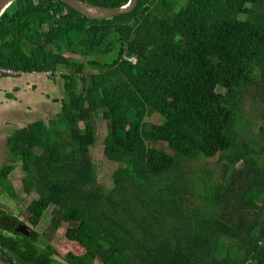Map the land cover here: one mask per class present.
Here are the masks:
<instances>
[{
	"label": "trees",
	"instance_id": "obj_1",
	"mask_svg": "<svg viewBox=\"0 0 264 264\" xmlns=\"http://www.w3.org/2000/svg\"><path fill=\"white\" fill-rule=\"evenodd\" d=\"M0 67L64 85L54 117L7 140L0 194L16 197L19 162L23 190H41L30 213L50 210L45 233L28 239L0 208L10 260L60 264L49 242L68 226L86 250L80 264H264V0H138L105 20L60 0H16L0 16ZM246 101L261 123L255 141L239 130ZM154 114L162 124L146 120ZM97 117L119 165L109 191L92 156Z\"/></svg>",
	"mask_w": 264,
	"mask_h": 264
},
{
	"label": "rangeland",
	"instance_id": "obj_2",
	"mask_svg": "<svg viewBox=\"0 0 264 264\" xmlns=\"http://www.w3.org/2000/svg\"><path fill=\"white\" fill-rule=\"evenodd\" d=\"M242 19L244 17H241ZM62 81L60 82L62 87ZM224 91H218L216 95L223 96ZM246 116L240 121L239 130L244 132V136L248 140H258L257 131L258 126L261 124L257 117L256 109L250 108L249 102L245 103ZM147 121L159 125L163 123V119L160 115L154 114L146 118ZM251 123L250 130L247 129V123ZM95 125L97 129V142L92 149V156L96 165V174L98 177L99 184L105 191H109L113 187L112 175L114 171L119 167L114 153L109 152L104 146V139L107 136V123L104 119L97 117L95 119ZM248 130V131H247ZM217 156L214 158L209 165V172L214 180L221 178L222 164L218 162ZM200 166L205 164L201 163ZM24 173L17 166L15 172L10 177L14 190L16 192L15 198H10L6 194H0V208L9 212L10 214L16 215L20 221L22 219H31L30 226L35 233L43 235L48 227V216L50 210L44 214V217H40L37 214H31L29 210V204L32 200L37 199L41 195L40 189H33L30 193H26L22 188V177ZM24 222V221H23ZM69 231L68 226L61 227L51 238L50 245L55 251L54 259L60 264H80L86 257V250L79 243H76L70 235H67ZM43 242V239H42ZM94 264H101L100 261L96 260Z\"/></svg>",
	"mask_w": 264,
	"mask_h": 264
},
{
	"label": "crops",
	"instance_id": "obj_3",
	"mask_svg": "<svg viewBox=\"0 0 264 264\" xmlns=\"http://www.w3.org/2000/svg\"><path fill=\"white\" fill-rule=\"evenodd\" d=\"M60 82L44 74L0 79V169L9 162L7 140L13 132L37 120L47 123L61 110L64 85Z\"/></svg>",
	"mask_w": 264,
	"mask_h": 264
},
{
	"label": "water",
	"instance_id": "obj_4",
	"mask_svg": "<svg viewBox=\"0 0 264 264\" xmlns=\"http://www.w3.org/2000/svg\"><path fill=\"white\" fill-rule=\"evenodd\" d=\"M16 0H0V16L4 11ZM61 2L67 4L69 7L80 12L87 18L94 20H105L111 19L112 17L129 14L134 11L138 4V0H130L126 5L119 8H102L90 5L88 3L82 2L80 0H60ZM16 234L21 235L24 238L32 239L34 236V230L20 221V224L14 230ZM2 256L0 255V264H3Z\"/></svg>",
	"mask_w": 264,
	"mask_h": 264
},
{
	"label": "built area",
	"instance_id": "obj_5",
	"mask_svg": "<svg viewBox=\"0 0 264 264\" xmlns=\"http://www.w3.org/2000/svg\"><path fill=\"white\" fill-rule=\"evenodd\" d=\"M20 75H24L23 73H18V72H14L12 70L6 69V68H2L0 67V79L3 78H16ZM47 77H50V74H46Z\"/></svg>",
	"mask_w": 264,
	"mask_h": 264
},
{
	"label": "flooded vegetation",
	"instance_id": "obj_6",
	"mask_svg": "<svg viewBox=\"0 0 264 264\" xmlns=\"http://www.w3.org/2000/svg\"><path fill=\"white\" fill-rule=\"evenodd\" d=\"M23 222V221H22ZM24 224H25V222H24ZM36 233H35V231H34V235H35ZM33 238H34V236H33ZM32 238V239H33ZM40 245L41 246H43V242L42 241H40ZM0 255L2 256V259H1V261H2V263L3 264H16L14 261H12V260H10L8 257H6L3 253H1V251H0Z\"/></svg>",
	"mask_w": 264,
	"mask_h": 264
}]
</instances>
